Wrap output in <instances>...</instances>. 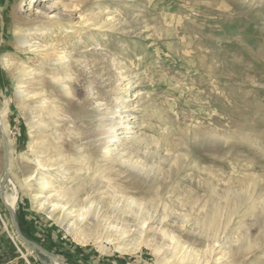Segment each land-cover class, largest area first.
Returning <instances> with one entry per match:
<instances>
[{"label":"rangeland","instance_id":"374dc122","mask_svg":"<svg viewBox=\"0 0 264 264\" xmlns=\"http://www.w3.org/2000/svg\"><path fill=\"white\" fill-rule=\"evenodd\" d=\"M0 112L19 230L62 264H264V0H0ZM45 178L96 220L36 208ZM0 264H41L1 201Z\"/></svg>","mask_w":264,"mask_h":264},{"label":"bare ground","instance_id":"6f19581e","mask_svg":"<svg viewBox=\"0 0 264 264\" xmlns=\"http://www.w3.org/2000/svg\"><path fill=\"white\" fill-rule=\"evenodd\" d=\"M138 96H140L138 94ZM137 98V97H135ZM127 107V106H126ZM121 108V107H120ZM128 108V107H127ZM135 109V108H134ZM133 109V110H134ZM132 110V109H131ZM131 110H127V112L131 111ZM132 110V111H133ZM136 111V110H135ZM134 112V111H133ZM4 113L0 112V120H1V123L3 122V117H4ZM132 114V113H131ZM130 120H126L125 121V126L121 127L119 130L121 131L122 129L125 131L123 133H119L117 131H114L113 129H108V130H105L104 133L106 135V138L107 139H115L116 141H119V135L120 134H125V136H128L130 134H133V130H132V125H130ZM124 123V122H123ZM132 123V122H131ZM135 124V123H134ZM119 125V124H118ZM120 126H121V123H120ZM3 127V126H2ZM118 130V131H119ZM3 131L5 133V129L3 127ZM109 142V141H108ZM37 165L39 167H41V164L40 162H37ZM8 166H9V162H8ZM56 168V167H55ZM58 169V167H57ZM56 169V170H57ZM51 170V169H49ZM49 180H51L50 178H45L44 180H41L42 181V184H41V191L39 194H36L34 195V199L38 202V205L36 208H38L39 210H42V211H47V213L49 215L51 214H54V213H59V212H63L62 213V216L63 214L66 215V219H67V223H69V231L71 229V231H76L79 229V227L81 226V224L87 219V220H91V221H95L96 220V216H95V211H91V206L89 205L85 210H76V211H67L66 209H64L63 207L59 206L57 203H53L51 201V199L53 198V196L51 195H48V192L50 190V182ZM10 183V178H9V182ZM58 197V196H57ZM54 199V198H53ZM4 200H5V203L7 204V206H9L10 208H13L15 207V204H16V196L14 195H6L4 196ZM56 216V214L54 215ZM111 228V227H109ZM112 229H115V228H112ZM118 230V229H117ZM114 231V230H113ZM120 235H125V232H123L122 234ZM123 252V251H122ZM49 258H50V264H62L61 261L54 257L53 255L49 254ZM219 260V259H218Z\"/></svg>","mask_w":264,"mask_h":264},{"label":"water","instance_id":"95a60500","mask_svg":"<svg viewBox=\"0 0 264 264\" xmlns=\"http://www.w3.org/2000/svg\"><path fill=\"white\" fill-rule=\"evenodd\" d=\"M0 134L2 139V152H3V173L0 179V201L9 213L14 234L16 238L19 240V242L22 245H24L32 254H35L41 264H50V261L49 262L44 261L38 255V253H40L43 254L46 258H49V254L46 251L42 250L40 247L36 246L33 242H31L21 234L15 218V210L7 206V204L5 203L4 200L5 188L7 183L9 182V166H8L9 147H8L7 136L6 133H4L3 131L1 120H0Z\"/></svg>","mask_w":264,"mask_h":264}]
</instances>
